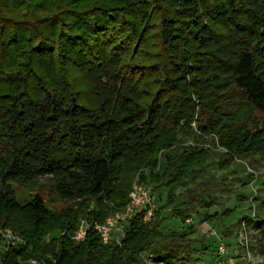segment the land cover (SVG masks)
Instances as JSON below:
<instances>
[{
	"label": "trees",
	"instance_id": "obj_1",
	"mask_svg": "<svg viewBox=\"0 0 264 264\" xmlns=\"http://www.w3.org/2000/svg\"><path fill=\"white\" fill-rule=\"evenodd\" d=\"M210 140L222 169L264 158V0H0V242L9 226L21 237L0 264H204L196 227L165 231L157 191L175 201ZM139 173L154 217L136 214L102 243L94 223L128 204ZM46 175L70 206L18 196L14 184ZM210 190L187 189L169 216L231 217L211 214ZM80 216L90 227L75 242ZM243 221L264 254V217Z\"/></svg>",
	"mask_w": 264,
	"mask_h": 264
},
{
	"label": "rangeland",
	"instance_id": "obj_2",
	"mask_svg": "<svg viewBox=\"0 0 264 264\" xmlns=\"http://www.w3.org/2000/svg\"><path fill=\"white\" fill-rule=\"evenodd\" d=\"M193 126L196 127V124L193 123ZM215 139L217 140V138ZM191 141L188 140L186 144L192 143ZM209 143L213 146L212 155L203 172L194 179L187 177L182 186L172 189L176 195L175 201L167 200L166 188L156 190L160 198L159 204L165 206L162 213L165 231L169 227L180 230L189 224L196 227L197 231L192 235L197 239L194 246L200 248L201 244L205 245L206 250L197 254L202 258L204 264H264V254L259 249L260 241L257 231L249 227L244 228L243 225L244 216L264 217V158L260 155L252 157L253 164H247L243 158H236L228 168L222 169L219 166V158L224 149L214 144L213 140H210ZM141 174L139 173L135 180H141ZM201 182L211 186L208 193L217 199V203L211 209V214L215 211L221 212L223 208L228 207L233 208V215L222 217L215 223L204 221L199 214H194L184 223L178 218L169 216L174 207L183 206V202H189L187 189H192ZM51 183V176L46 175L39 177L31 186L19 184H14V186L18 196L23 199L30 198L32 193L40 194L54 211H60L70 206L71 202L64 201L53 193ZM151 186L154 184L151 183ZM199 192L204 198H207V193L203 190H199ZM154 196L156 197V194ZM114 205L111 204V206ZM94 206L92 203L90 209H94ZM197 208L200 213L203 212V208L199 204ZM81 218L83 217L80 216L79 219ZM57 235L58 232L49 235L47 239ZM220 244L226 246V252L223 254H218L216 248ZM148 264L158 263L148 259Z\"/></svg>",
	"mask_w": 264,
	"mask_h": 264
},
{
	"label": "built area",
	"instance_id": "obj_3",
	"mask_svg": "<svg viewBox=\"0 0 264 264\" xmlns=\"http://www.w3.org/2000/svg\"><path fill=\"white\" fill-rule=\"evenodd\" d=\"M250 170H252L249 167ZM253 171V170H252ZM156 210L155 196L153 186L143 184L140 179H136L132 185L129 194L128 204L109 215L103 222H95L94 228L98 232L101 242L107 243L113 238L119 240L125 235V226L134 218L136 214L141 213L144 221H149L154 217ZM246 228L245 221H243ZM90 223L85 218H81L78 227L73 234L75 242H81L87 235ZM2 241L0 242V254L7 249L10 244H15L21 241V237L10 227H5L1 230ZM219 253L226 252L225 244H220ZM31 264H36L34 259L30 260Z\"/></svg>",
	"mask_w": 264,
	"mask_h": 264
}]
</instances>
